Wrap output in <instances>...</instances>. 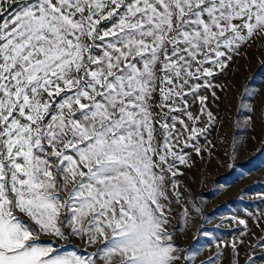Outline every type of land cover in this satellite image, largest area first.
<instances>
[{
    "label": "snow or ice",
    "instance_id": "obj_1",
    "mask_svg": "<svg viewBox=\"0 0 264 264\" xmlns=\"http://www.w3.org/2000/svg\"><path fill=\"white\" fill-rule=\"evenodd\" d=\"M257 42L264 0H0V264H264L245 218L203 258L178 243L181 166ZM238 90L264 152V84Z\"/></svg>",
    "mask_w": 264,
    "mask_h": 264
},
{
    "label": "rangeland",
    "instance_id": "obj_2",
    "mask_svg": "<svg viewBox=\"0 0 264 264\" xmlns=\"http://www.w3.org/2000/svg\"><path fill=\"white\" fill-rule=\"evenodd\" d=\"M252 77L254 79H250ZM222 80L230 86L234 98H224L218 110L221 123L211 137L215 145L213 154L194 157L189 162L190 168L181 166L184 172L181 180L188 193L186 199L194 207L188 223L180 222L183 231L178 243L184 246L196 243V247L201 248V258L208 254L209 247L215 250L214 246L208 245L209 239L232 240L239 234L242 226L237 225L232 217L248 219L249 227L255 233L252 240L259 237L261 228H264V224L260 227L255 224V217L264 211L261 122L257 119L254 126L246 127V113L236 112L240 96L238 86L248 81L250 90H255L264 84V45L257 42L244 49ZM234 151L236 159L233 162L230 157ZM232 163L236 165L235 170L229 168ZM196 208L200 211L196 212ZM206 233L212 235L206 236ZM226 257L224 264H227Z\"/></svg>",
    "mask_w": 264,
    "mask_h": 264
}]
</instances>
